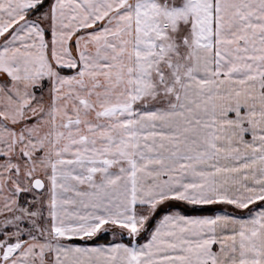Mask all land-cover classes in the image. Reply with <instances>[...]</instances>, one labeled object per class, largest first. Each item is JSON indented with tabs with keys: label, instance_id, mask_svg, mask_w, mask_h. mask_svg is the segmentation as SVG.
<instances>
[{
	"label": "snow or ice",
	"instance_id": "1",
	"mask_svg": "<svg viewBox=\"0 0 264 264\" xmlns=\"http://www.w3.org/2000/svg\"><path fill=\"white\" fill-rule=\"evenodd\" d=\"M0 264H264V0H0Z\"/></svg>",
	"mask_w": 264,
	"mask_h": 264
}]
</instances>
